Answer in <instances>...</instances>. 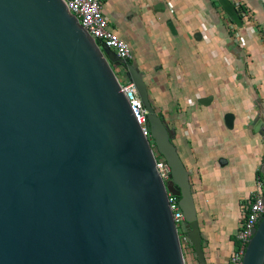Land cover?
Listing matches in <instances>:
<instances>
[{
    "label": "water",
    "instance_id": "water-1",
    "mask_svg": "<svg viewBox=\"0 0 264 264\" xmlns=\"http://www.w3.org/2000/svg\"><path fill=\"white\" fill-rule=\"evenodd\" d=\"M115 68L136 88L149 138ZM172 138L138 69L95 42L63 0H0V264H186L182 236L207 264ZM242 264H264V214Z\"/></svg>",
    "mask_w": 264,
    "mask_h": 264
},
{
    "label": "crops",
    "instance_id": "crops-1",
    "mask_svg": "<svg viewBox=\"0 0 264 264\" xmlns=\"http://www.w3.org/2000/svg\"><path fill=\"white\" fill-rule=\"evenodd\" d=\"M226 1L232 17L220 0L102 2L173 131L207 264H228L264 155V0Z\"/></svg>",
    "mask_w": 264,
    "mask_h": 264
},
{
    "label": "built area",
    "instance_id": "built-area-1",
    "mask_svg": "<svg viewBox=\"0 0 264 264\" xmlns=\"http://www.w3.org/2000/svg\"><path fill=\"white\" fill-rule=\"evenodd\" d=\"M69 13L74 15L81 27L97 43H105L119 59L131 61L132 53L129 45L121 39L110 27L102 13L103 0H63ZM120 91L126 97L131 113L141 128L145 138H149V128L146 125V110L142 106L134 85L125 81L120 83ZM156 169L162 180H168V167L163 160L155 154ZM167 201L172 212L173 221L178 229L183 220L178 206V200L170 193ZM264 214V180L256 178L255 191L249 199L242 216L240 227L237 230L234 241L235 248L232 251L228 264H242L245 247L252 236V231ZM184 246H186L184 240Z\"/></svg>",
    "mask_w": 264,
    "mask_h": 264
},
{
    "label": "rangeland",
    "instance_id": "rangeland-1",
    "mask_svg": "<svg viewBox=\"0 0 264 264\" xmlns=\"http://www.w3.org/2000/svg\"><path fill=\"white\" fill-rule=\"evenodd\" d=\"M116 69V68H115ZM114 69V70H115ZM115 74L119 80V82L122 84V83H125L126 81V78H125V75L123 72L119 71V70H115ZM165 185H169V181L168 180H165ZM180 227H178V232L180 233ZM181 241H182V244H183V248L185 249V252H184V258H185V262L189 263V257L188 256V253L186 252V248L184 247V237L182 236L181 237ZM193 257V256H192Z\"/></svg>",
    "mask_w": 264,
    "mask_h": 264
},
{
    "label": "trees",
    "instance_id": "trees-1",
    "mask_svg": "<svg viewBox=\"0 0 264 264\" xmlns=\"http://www.w3.org/2000/svg\"><path fill=\"white\" fill-rule=\"evenodd\" d=\"M257 175H258V178H260V179L264 180V178H263V176L261 175V173H260V172H258V173H257ZM182 248H183V244H182Z\"/></svg>",
    "mask_w": 264,
    "mask_h": 264
}]
</instances>
